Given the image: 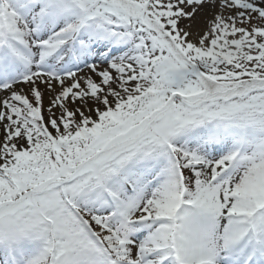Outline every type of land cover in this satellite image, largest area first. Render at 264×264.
I'll return each mask as SVG.
<instances>
[{
  "label": "snow or ice",
  "instance_id": "1",
  "mask_svg": "<svg viewBox=\"0 0 264 264\" xmlns=\"http://www.w3.org/2000/svg\"><path fill=\"white\" fill-rule=\"evenodd\" d=\"M0 264H264V0H0Z\"/></svg>",
  "mask_w": 264,
  "mask_h": 264
},
{
  "label": "rangeland",
  "instance_id": "2",
  "mask_svg": "<svg viewBox=\"0 0 264 264\" xmlns=\"http://www.w3.org/2000/svg\"><path fill=\"white\" fill-rule=\"evenodd\" d=\"M185 23H188L187 21ZM194 24L199 25L200 27H203V20H202V14L198 15L195 20L193 21ZM47 106V96H45V107ZM46 115V113H45Z\"/></svg>",
  "mask_w": 264,
  "mask_h": 264
}]
</instances>
